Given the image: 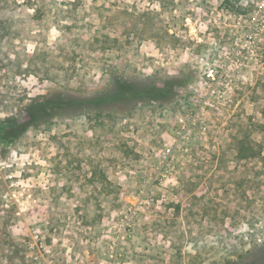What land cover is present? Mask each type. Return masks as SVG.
I'll use <instances>...</instances> for the list:
<instances>
[{"label":"rangeland","instance_id":"rangeland-1","mask_svg":"<svg viewBox=\"0 0 264 264\" xmlns=\"http://www.w3.org/2000/svg\"><path fill=\"white\" fill-rule=\"evenodd\" d=\"M221 1L0 0V264L264 256V0ZM119 78L187 81L165 103L24 130L29 104ZM245 135L261 155L220 169Z\"/></svg>","mask_w":264,"mask_h":264},{"label":"trees","instance_id":"trees-1","mask_svg":"<svg viewBox=\"0 0 264 264\" xmlns=\"http://www.w3.org/2000/svg\"><path fill=\"white\" fill-rule=\"evenodd\" d=\"M242 1L243 0H222L221 3L222 7L230 14L249 15L254 11V8H252L253 5H250V8L248 6H243L240 4ZM186 81L187 80H182L180 78H168L161 84H158L142 79L131 80L119 78L114 83L112 90L104 93L92 94L88 97H77L61 92L54 93L50 97H45L40 101L29 104L25 108L27 119L22 125L24 126V130H26L29 126H38L48 122L52 118H62L63 115H66V113L72 109L82 111L96 110L101 114L107 107L114 109L117 106L120 107V105L127 103H165L177 96L179 88L186 85ZM258 126L260 128V133L264 135V122L258 124ZM228 152L229 153L225 151L221 152L218 161L219 168H223L227 173L232 174V171L228 170L225 163L226 158L230 161L241 163L243 160L260 156L263 151L261 143L245 135L234 138ZM226 153L230 154V157L225 156ZM223 170L220 171L223 172ZM222 179L223 174L219 175L217 178L218 181ZM246 264H264V256L259 258V260L249 259Z\"/></svg>","mask_w":264,"mask_h":264}]
</instances>
